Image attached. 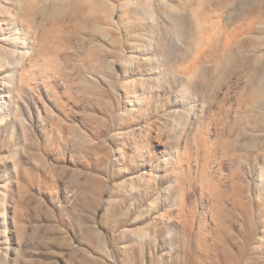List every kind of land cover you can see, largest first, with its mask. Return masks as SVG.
Instances as JSON below:
<instances>
[{
    "label": "rangeland",
    "instance_id": "1",
    "mask_svg": "<svg viewBox=\"0 0 264 264\" xmlns=\"http://www.w3.org/2000/svg\"><path fill=\"white\" fill-rule=\"evenodd\" d=\"M0 264H264V0H0Z\"/></svg>",
    "mask_w": 264,
    "mask_h": 264
}]
</instances>
